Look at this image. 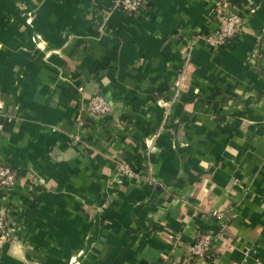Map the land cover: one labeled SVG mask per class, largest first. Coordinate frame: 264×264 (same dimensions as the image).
<instances>
[{"label": "crops", "instance_id": "crops-1", "mask_svg": "<svg viewBox=\"0 0 264 264\" xmlns=\"http://www.w3.org/2000/svg\"><path fill=\"white\" fill-rule=\"evenodd\" d=\"M115 1L0 0V160L17 173L0 264H264V0L133 17ZM224 2L245 25L211 48ZM96 93L113 111L80 129ZM216 212L211 256H192Z\"/></svg>", "mask_w": 264, "mask_h": 264}, {"label": "built area", "instance_id": "built-area-1", "mask_svg": "<svg viewBox=\"0 0 264 264\" xmlns=\"http://www.w3.org/2000/svg\"><path fill=\"white\" fill-rule=\"evenodd\" d=\"M114 10L125 16H137L148 8V0H116ZM213 20L216 29L206 33L202 38L209 47L215 48L242 32L245 25V16L241 13H233L229 10L228 3L224 2L217 6ZM113 111V105L109 99L96 93L89 98L80 109L76 124L80 129H85L90 122L102 121L110 116ZM81 138L79 135L72 136L74 144H78ZM119 175L137 179V173L128 165L122 164L118 167ZM17 182V173L10 166L0 160V189L12 190ZM217 220L218 229L199 234L195 243L190 248V254L197 258H207L211 256L213 245L224 232L226 225L223 221V215L219 212L214 214ZM13 236V228L5 214H0V241H9Z\"/></svg>", "mask_w": 264, "mask_h": 264}]
</instances>
